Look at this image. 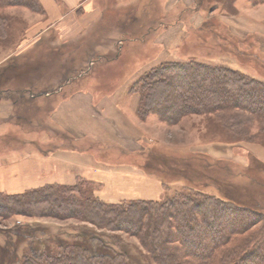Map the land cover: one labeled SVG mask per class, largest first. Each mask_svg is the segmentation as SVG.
<instances>
[{
  "label": "rangeland",
  "instance_id": "374dc122",
  "mask_svg": "<svg viewBox=\"0 0 264 264\" xmlns=\"http://www.w3.org/2000/svg\"><path fill=\"white\" fill-rule=\"evenodd\" d=\"M26 1L27 5L13 2V5L0 6V163L8 174L7 189L0 190V194L17 195L48 185L62 188L59 196L48 201L57 216L26 215L24 205L0 196V233L11 229L0 234V264H22L31 250L56 253L67 246H79L94 259L104 256L115 261L121 255L117 259L121 260L120 264H159L137 236L115 228L119 224L113 222L115 210L108 211L111 225L105 227L98 222L95 225L89 219L96 218L94 204L86 205L81 199L85 205L79 206L73 199L83 197V193L93 197L105 193L109 197L111 190H102L100 183L80 178L69 184H42L46 179L40 178L34 181L40 186L16 189V172H21V179L22 176L31 178V164L26 163L31 161L33 151L57 148L62 139L64 146H71L65 133L48 126L53 108L69 92L94 87L101 96L128 84L129 95L139 97L136 91L140 85L135 86L141 77L139 71L152 70L153 65L148 64V60L156 57L161 48L157 44L160 34L176 22L184 23L185 38L171 51L175 62H207L264 82V33H245L239 25L250 22L264 31V1H240L241 7H238L239 0H89L87 5L98 10V17L88 22L84 33L71 38L60 35L54 28L47 30L55 16L48 15L41 0ZM239 8L246 14L242 19ZM81 15L85 14L80 7L77 17ZM39 32L41 36L37 37ZM195 85L199 90L206 89L200 82ZM191 95L193 93L187 96ZM161 109V115L151 113L146 118H141L137 110L141 120L136 119L137 137L125 135L128 145L137 150V154L128 156L124 150L130 151L119 145L97 148L98 143L93 142L92 148L105 161H115V165L134 162L142 171L160 180L161 190L158 185L156 191L160 192V199L195 190H190L187 182L175 176H167L164 181L162 174L146 170L144 161L148 158L166 157L178 167L190 161L195 167L207 169L210 175H221L227 183H243L257 193L264 204V134L261 133L264 126L259 121L253 119L245 123L237 134L235 129L228 128L227 119L216 113H189L171 122L174 115L165 117ZM25 156L29 160L25 164L20 162L18 168V160ZM156 162L163 164L162 160ZM247 168L255 173L252 179L238 175ZM121 169L115 166V184L120 188L115 189V197H123L122 201L126 202L149 200L127 199L130 194L144 195L147 191L139 184H127L132 179L126 174L118 175L116 171ZM205 192L217 195L214 187ZM188 214L194 212L189 209ZM122 217L124 222L120 226L136 232L138 217L135 214L134 218ZM144 221L148 223L149 217ZM17 227L23 230L15 233ZM115 236L121 237L118 247H115ZM156 238L161 243L166 242V232L155 231L151 242ZM9 243L13 248L7 252ZM165 245L175 247L177 244ZM13 253H17L18 258ZM179 253L185 254L181 250ZM200 257L206 258V254Z\"/></svg>",
  "mask_w": 264,
  "mask_h": 264
},
{
  "label": "trees",
  "instance_id": "16d2710c",
  "mask_svg": "<svg viewBox=\"0 0 264 264\" xmlns=\"http://www.w3.org/2000/svg\"><path fill=\"white\" fill-rule=\"evenodd\" d=\"M13 4L27 5V1L0 0V6ZM198 82L201 86L206 85V89L199 90L200 87L195 85ZM137 85H140L139 89L136 88L140 97L137 110L141 118H146L151 113L161 115L159 111L162 108L163 116L174 115L171 122L189 113H216L220 118L225 117L228 128L235 129L234 133L237 134L242 130L240 127L253 119L264 126V82L230 68L202 61L165 62L142 74L135 86ZM188 91L193 95L187 96ZM167 119L170 122V118ZM221 126L224 127L223 124ZM261 133L264 134V127ZM156 160H162L163 164L159 165ZM184 164L178 167L166 157L148 158L144 161L146 170L162 174L164 181L167 176L184 180L189 184L190 190H195L193 193L180 192L173 197L166 196L158 200H128L118 203L103 201L90 193H83V197L73 199L77 200L79 206L85 205L81 203V199L86 205L94 204L97 208L94 211L96 218H89L93 224L98 222L105 227L111 225L108 222L112 221L108 211L115 210L116 218L113 222L119 223L115 228L137 236L159 264H264V204L258 194L243 183L230 184L221 175H210L207 169L195 167L190 161ZM238 175L247 179L255 177V173L249 168L242 169ZM209 187H214L217 195L205 192ZM61 188L58 185H48L17 195L0 196L12 203L24 205L27 208L23 211L26 215L57 216L55 208L48 206V201L59 196ZM189 209L194 212L193 215L188 214ZM134 214L138 217L136 232L120 226L124 222L122 216L129 219L134 218ZM146 217H149L148 223L151 225L145 223ZM161 221H166L167 224L164 225ZM8 230L11 231L6 229L0 234H5ZM22 230L23 228L17 227L15 233ZM155 231L166 232V242L161 243L158 238L154 243L151 242ZM120 242L121 237L115 236V247ZM171 242L177 245H165ZM12 248L10 243L6 245L7 252ZM61 249L63 251L56 253L31 250L22 264L121 263V260H117L121 255L113 261L104 256L94 259L89 251L79 246ZM171 249L172 253L169 252ZM180 250L185 254L180 255ZM204 254L206 258L200 257ZM13 256L18 258L17 253H13Z\"/></svg>",
  "mask_w": 264,
  "mask_h": 264
},
{
  "label": "crops",
  "instance_id": "0c3cea01",
  "mask_svg": "<svg viewBox=\"0 0 264 264\" xmlns=\"http://www.w3.org/2000/svg\"><path fill=\"white\" fill-rule=\"evenodd\" d=\"M240 1L246 3L245 0H239L236 3L238 7H241L238 5ZM87 2L89 0L84 2L41 0L48 15L55 16V21L47 27V30L54 28L60 35L68 38L84 33L89 25L88 22L98 17L99 13L95 7L90 4L87 5ZM80 7L83 15H85L77 17V11ZM239 13L240 19L246 15L244 10L240 11V8ZM239 25L241 29L243 28L241 31L245 33L248 31L264 33L262 28L250 22L239 23ZM170 26L169 30H164L160 34L157 44L161 48L157 56L148 60V64L152 63L151 65H153L151 68L160 65L162 62L176 61L175 55L171 51L181 45L185 38V25L181 21V23L176 22ZM39 36H41L40 32L37 37ZM141 71H139L140 74L138 73L140 76L147 70ZM128 88V84L122 85L111 93L101 96L94 87L80 89L69 92L60 100L49 115L48 126L65 133L72 142L71 146L69 148L64 146L62 144L64 139H62L57 148L47 152L33 151L30 155V162L28 161L29 158L27 159L28 156L23 157L21 161L18 160V168L20 162L25 164L24 162L28 161L29 163L27 162L26 165L31 164L29 170H31L32 177L22 176L21 179V172L17 170V180L14 184L16 189L40 186L34 182L40 178L46 179L45 183L42 184H69L77 181L78 178L88 179L96 184L100 183L102 190L112 191V195L109 197L105 193L103 195L97 193L101 199L109 203H118L123 200V197H115V189H120L115 184V166H117L123 168L121 171H116L118 175L126 174L132 179L131 183L128 182L127 184H139L145 189L144 192L147 191L144 195L130 194L126 196L127 199H160V192L156 193L158 185L161 190L162 183L160 180L142 171L134 162L115 165V161H105L92 148L93 142L98 143L97 148L102 145H111L115 148V145H119L130 151L124 150V154L128 156L137 154L138 151L131 149L128 145L129 139L126 136L134 135L135 139L137 137L136 119L140 120L137 116L139 97L137 94L129 95ZM85 143H87L86 147ZM112 154L115 155V153ZM109 167L113 168L109 170ZM2 168L3 164L0 163V190L5 191L8 174ZM123 189L124 187H121V190Z\"/></svg>",
  "mask_w": 264,
  "mask_h": 264
}]
</instances>
